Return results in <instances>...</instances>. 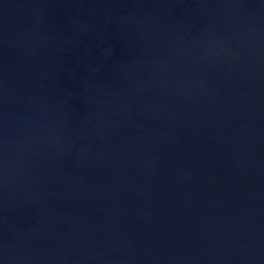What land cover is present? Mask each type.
<instances>
[{"label":"water","instance_id":"obj_1","mask_svg":"<svg viewBox=\"0 0 264 264\" xmlns=\"http://www.w3.org/2000/svg\"><path fill=\"white\" fill-rule=\"evenodd\" d=\"M0 264H264V0H0Z\"/></svg>","mask_w":264,"mask_h":264}]
</instances>
